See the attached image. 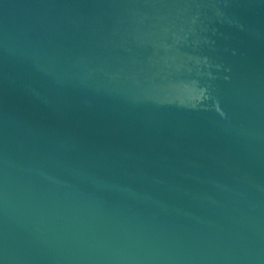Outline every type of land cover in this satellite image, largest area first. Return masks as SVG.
<instances>
[{"label":"water","instance_id":"95a60500","mask_svg":"<svg viewBox=\"0 0 264 264\" xmlns=\"http://www.w3.org/2000/svg\"><path fill=\"white\" fill-rule=\"evenodd\" d=\"M0 264H264V0H0Z\"/></svg>","mask_w":264,"mask_h":264}]
</instances>
